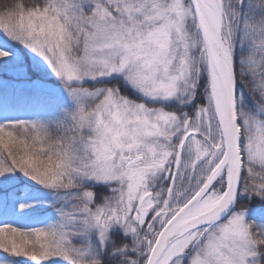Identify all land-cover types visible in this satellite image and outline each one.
Listing matches in <instances>:
<instances>
[{
    "label": "snow or ice",
    "instance_id": "snow-or-ice-1",
    "mask_svg": "<svg viewBox=\"0 0 264 264\" xmlns=\"http://www.w3.org/2000/svg\"><path fill=\"white\" fill-rule=\"evenodd\" d=\"M0 264H264V0H0Z\"/></svg>",
    "mask_w": 264,
    "mask_h": 264
}]
</instances>
